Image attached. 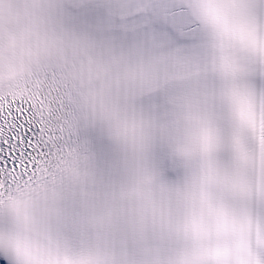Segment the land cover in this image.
Wrapping results in <instances>:
<instances>
[{
	"label": "snow or ice",
	"instance_id": "obj_1",
	"mask_svg": "<svg viewBox=\"0 0 264 264\" xmlns=\"http://www.w3.org/2000/svg\"><path fill=\"white\" fill-rule=\"evenodd\" d=\"M38 3L110 55L0 93V264H264V0Z\"/></svg>",
	"mask_w": 264,
	"mask_h": 264
}]
</instances>
